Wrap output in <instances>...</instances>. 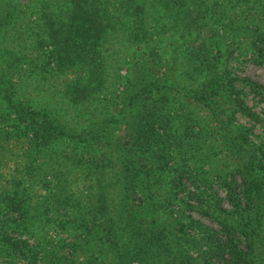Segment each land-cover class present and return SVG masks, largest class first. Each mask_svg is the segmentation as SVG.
Returning <instances> with one entry per match:
<instances>
[{
  "label": "trees",
  "instance_id": "obj_1",
  "mask_svg": "<svg viewBox=\"0 0 264 264\" xmlns=\"http://www.w3.org/2000/svg\"><path fill=\"white\" fill-rule=\"evenodd\" d=\"M7 2L0 5L1 32L25 13ZM247 3L56 0L32 6L40 16V43L49 47L42 54L52 73L61 74L62 89L49 107L41 97L25 98L21 84L10 80L19 53L0 52L6 74L0 122L8 119L0 125V146L23 142L20 153L13 152L22 163L15 169L23 172L14 182L0 178V256L8 264L17 252L25 264H264V151L248 127L231 122L236 111L256 115L245 99L264 101V84L236 73L230 60L237 56L226 53L249 49L264 69V0L250 1L248 9ZM222 36L233 40L226 44ZM131 46L144 55V67L116 75L118 52ZM160 65L166 69L156 71ZM112 81L130 83V90L119 102L113 96L114 108L107 110ZM199 119L224 131L219 145L234 156L225 174H215L223 197L211 187L214 168L192 160Z\"/></svg>",
  "mask_w": 264,
  "mask_h": 264
},
{
  "label": "rangeland",
  "instance_id": "obj_2",
  "mask_svg": "<svg viewBox=\"0 0 264 264\" xmlns=\"http://www.w3.org/2000/svg\"><path fill=\"white\" fill-rule=\"evenodd\" d=\"M10 3L14 5L19 4L21 8L25 9V13H20L18 18L20 20L11 21L6 23V28L1 32L0 30V52H7V49L12 50L13 52L19 53V61L18 65L15 67H11V78L10 80L16 81V83L21 84L20 91L25 94V98L32 99V96H37L42 98V104L44 106L49 107V103H54L53 101H58L59 98H56L55 95L57 92L61 91L60 86V77L59 73H52V64L51 62H47L45 56H43L42 52H45L49 49L48 46L40 43L41 32L37 27V22L39 21V12L32 11V6L39 1L48 2L50 5L52 3H56V0H9ZM246 9L250 6V1L247 0ZM3 3H7V0H0V5ZM30 13L29 19H24L27 17V14ZM218 29V33L220 32ZM225 38V43H229V40H233L232 36H222ZM245 37L238 36L236 39L241 40ZM133 52V46L127 52H118V61H116L114 65V70L116 75H123L130 71L135 73L142 66L144 67V55L141 53L139 49ZM234 52H226L228 54H232L233 56H237V60H230L233 70L240 75H248L254 80L260 81L264 84V69L263 66L258 62L251 61L249 57V49H244L242 52H237V49H234ZM263 52V51H262ZM133 56H136V61L139 65H133L131 60ZM3 58V57H2ZM129 60V61H128ZM0 61V68H1ZM25 68H31V70L26 71ZM156 71H161L166 69L165 65L156 66L154 68ZM0 77H4L6 74L1 72ZM51 71V72H50ZM67 76H72V73L66 72ZM115 75V78H116ZM133 79V75L131 76ZM4 88V83L0 80V92L1 89ZM109 94H106V99L104 102L106 103L105 109L111 110L114 108L112 104L109 103L113 98V96H117V102L120 101L119 94L126 93L130 90V83L122 84L121 82H113L108 87ZM246 105L250 107L251 110L256 112V115L253 117H249L248 115H244L239 111L234 113V118H231V122L238 125L240 128L248 127L250 131L247 132V135L252 138L255 142L258 143L259 147H261L264 151V101L254 100L251 97H247ZM3 104V103H2ZM5 104V102H4ZM3 104V106H4ZM61 105V104H59ZM197 113H202L203 110L198 107L196 108ZM105 116V115H104ZM200 125H195L196 127H201L200 131L193 132V143H196V154L192 160L195 165H202L206 168L208 163L212 166L213 173L211 174V187L213 190H216L219 196H224V190L219 185L220 179L215 174H225L227 171L228 162L234 159L233 153L230 151H225L223 146L219 145L218 138H220V131H216L212 128L213 122L208 120L199 119ZM8 123L7 117H3V121L0 122V125ZM197 132V133H196ZM122 138L120 129L116 131L115 139L120 141ZM203 139V140H202ZM201 140V141H200ZM22 140L16 139L14 141L10 140L6 142L5 145L0 146V178L8 179L9 182L18 179L20 174L23 172L21 170H17L21 167L20 156L15 157L13 152L16 151L20 153ZM264 156V153H261ZM178 155V154H177ZM182 155V154H180ZM189 162V161H188ZM186 162V163H188ZM191 164V163H190ZM17 168V169H15ZM81 179V178H80ZM79 179V180H80ZM184 180V179H183ZM236 180L238 177L236 176ZM22 183V182H21ZM187 184V181H185ZM8 185V183H7ZM189 186V185H188ZM9 187V185H8ZM78 187H75V191ZM11 193V192H10ZM24 193V192H23ZM74 195V193H72ZM222 206L226 207L228 204L225 200L222 201ZM5 208H1L0 213ZM8 211V209H6ZM186 212V211H185ZM190 214L197 217L201 222L211 225L214 228L218 227V223L214 220H209L206 216L202 215L200 212L195 209L187 210ZM11 237L15 239H25L23 234L17 233L15 231L7 232ZM28 242H31L28 239ZM11 259L10 264H25V257L22 253L17 252ZM0 264H8L6 259L3 256H0Z\"/></svg>",
  "mask_w": 264,
  "mask_h": 264
}]
</instances>
